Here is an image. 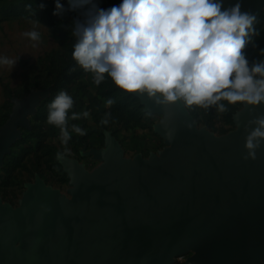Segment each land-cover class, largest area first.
Segmentation results:
<instances>
[{
    "label": "water",
    "instance_id": "water-1",
    "mask_svg": "<svg viewBox=\"0 0 264 264\" xmlns=\"http://www.w3.org/2000/svg\"><path fill=\"white\" fill-rule=\"evenodd\" d=\"M263 8L264 0H242L253 27ZM135 94L164 115L157 131L169 147L128 160L109 135L106 149L95 151L101 173L61 159L71 200L42 181L29 186L20 209L0 200V264H173L191 250L190 264H264V143L257 159L243 158L245 127L264 104L245 105L238 130L216 138L197 128L182 102ZM38 103L37 95L15 101L0 129V166Z\"/></svg>",
    "mask_w": 264,
    "mask_h": 264
},
{
    "label": "rangeland",
    "instance_id": "rangeland-1",
    "mask_svg": "<svg viewBox=\"0 0 264 264\" xmlns=\"http://www.w3.org/2000/svg\"><path fill=\"white\" fill-rule=\"evenodd\" d=\"M94 2L99 8L108 9L118 6L122 0ZM60 3L65 11L54 15L56 0H0V56L18 58L13 68L0 66V129L9 121L15 101L39 97L38 105L27 117V125L18 128L19 136L0 166V200L13 209L21 208L29 186L38 181L58 192L61 198H73L72 179L61 159L56 158L57 152L67 149L63 158L77 161L89 174H99L104 162L95 156V151L106 149L109 135L120 144L124 159L128 160L139 155L149 159L169 147L157 131L164 115L151 112L139 96L117 88L107 76L96 85L93 75L76 65L71 55L75 43L71 25L83 18L87 6L69 10V0H60ZM253 28L255 31L243 50L250 65L264 61V8ZM32 30L40 33L39 41L23 35ZM61 90L74 100L69 115L90 113L86 119H69L71 139L67 145L61 142L60 129L46 122L47 106ZM109 98L115 103L106 107ZM184 106L197 128L207 130L216 138L236 132V117L246 110L241 103L227 105L225 113H218L215 107L205 110ZM106 113L111 115L109 123L103 125L100 121ZM72 124L86 129V135L72 132ZM194 255L195 251L191 250L176 257L173 264H190Z\"/></svg>",
    "mask_w": 264,
    "mask_h": 264
},
{
    "label": "clouds",
    "instance_id": "clouds-1",
    "mask_svg": "<svg viewBox=\"0 0 264 264\" xmlns=\"http://www.w3.org/2000/svg\"><path fill=\"white\" fill-rule=\"evenodd\" d=\"M223 4L224 0H122L102 9L94 0H69V10L87 6L83 18L71 25L72 59L93 75L96 85L107 76L117 88L146 94L156 104L182 102L205 110L215 107L218 113L238 103L259 106L264 104V61L250 65L243 51L255 31L256 17L242 11V0L227 8ZM64 11L56 0L53 14ZM23 35L32 41L41 38L36 30ZM17 60L0 56V66L13 68ZM114 103L109 98L105 106ZM73 105V98L61 90L47 106L46 122L60 129L64 145L71 139L69 119L90 115L88 111L69 115ZM110 115L106 113L100 123L107 125ZM71 129L86 135L77 124ZM245 131L243 158L255 160L264 143V114L249 120ZM66 152H57L56 158Z\"/></svg>",
    "mask_w": 264,
    "mask_h": 264
}]
</instances>
